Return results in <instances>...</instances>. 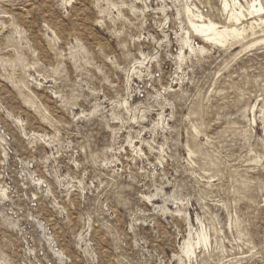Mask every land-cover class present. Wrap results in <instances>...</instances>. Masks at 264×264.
Listing matches in <instances>:
<instances>
[{
  "label": "rangeland",
  "instance_id": "obj_1",
  "mask_svg": "<svg viewBox=\"0 0 264 264\" xmlns=\"http://www.w3.org/2000/svg\"><path fill=\"white\" fill-rule=\"evenodd\" d=\"M185 1L0 0V264H264V25Z\"/></svg>",
  "mask_w": 264,
  "mask_h": 264
},
{
  "label": "bare ground",
  "instance_id": "obj_2",
  "mask_svg": "<svg viewBox=\"0 0 264 264\" xmlns=\"http://www.w3.org/2000/svg\"><path fill=\"white\" fill-rule=\"evenodd\" d=\"M222 5L224 11H226L227 14V23H231L229 25H219L218 23L212 21L209 18L205 19L198 11L193 12L190 9L189 5L186 3V1L182 6V12L177 10V14L182 13L188 23L187 30L183 32L184 35L181 37V40L184 44L187 45L189 50H198L200 52L208 50L204 45L191 44V36L203 37V42H209V44L213 40L214 42L217 41L225 43L228 38L243 37L244 33L247 31L243 21L252 19L250 22L247 23L249 25L250 30L253 29L254 24L264 25V6L262 5L261 0L246 1V13H244L243 11L245 7L243 8L240 0H223ZM161 9L164 10L163 7ZM263 41L264 37L255 40L253 43L256 44ZM177 58L183 59L184 52H180ZM200 241H204L205 243L207 242V236L204 233L198 235V239L195 242L196 245L201 243ZM193 251V243L190 240L184 241L182 246V252L185 255H189L192 254ZM55 253L60 258H63L62 251H57Z\"/></svg>",
  "mask_w": 264,
  "mask_h": 264
},
{
  "label": "built area",
  "instance_id": "obj_3",
  "mask_svg": "<svg viewBox=\"0 0 264 264\" xmlns=\"http://www.w3.org/2000/svg\"><path fill=\"white\" fill-rule=\"evenodd\" d=\"M200 12L202 13V10H200ZM203 12H205V10H204V8H203ZM40 227H41V229H42V231H43V233L45 234V236H46V242H49V245L52 247L53 246V244H52V238H51V236H49L50 235V228H49V226L45 223V222H40ZM51 250V249H50ZM46 250H44V249H42V250H39L37 253H36V256H37V258H39V259H44L45 258V260L48 258V256H47V254H46V252H45ZM51 252L53 253V251L51 250ZM54 254V253H53Z\"/></svg>",
  "mask_w": 264,
  "mask_h": 264
}]
</instances>
